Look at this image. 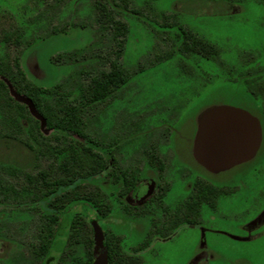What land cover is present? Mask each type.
Instances as JSON below:
<instances>
[{"label": "rangeland", "instance_id": "obj_1", "mask_svg": "<svg viewBox=\"0 0 264 264\" xmlns=\"http://www.w3.org/2000/svg\"><path fill=\"white\" fill-rule=\"evenodd\" d=\"M101 5L108 14L98 20ZM108 16L128 28L118 61L129 78L105 101L89 107L85 132L103 144L115 141L116 164L123 169L135 165L129 157L137 155L144 142L160 143L166 150L167 138L159 124L171 123L176 129L169 138L179 161L196 175L238 183L243 196L225 198V210L229 217L252 218L264 205V100L250 94L240 74L256 72L264 78V0H130L128 9L122 8L120 0H0V58L17 57L24 71L44 86L60 83L64 89H75L110 67L116 46L110 39L114 29L106 26ZM175 22L214 43L218 54L204 58L174 51L175 28L162 25ZM170 51L172 56L166 58ZM220 104L243 108L257 117L261 142L249 160L209 173L192 159L190 144L198 115ZM8 146L9 150H0V264H38L30 245L34 209L15 208L10 197L2 200L3 186H16L20 178L17 170L9 171L6 165L18 167L28 159L17 144ZM45 164L42 160L37 167ZM106 185L104 181L97 186L106 193ZM113 202L112 217L100 218L98 223L123 237L127 250L143 239L149 223L128 220L118 200ZM82 210L94 218L88 205L68 208L63 214L65 230L57 235L50 256L62 251L68 219ZM209 215L202 207L201 222ZM229 217V223L217 219L210 227L231 230L234 221ZM201 248L210 254L206 264H264V236L237 242L216 231L203 234L198 228L180 230L169 241H153L142 254V264H188ZM83 249L78 246L77 253L82 255Z\"/></svg>", "mask_w": 264, "mask_h": 264}, {"label": "trees", "instance_id": "obj_2", "mask_svg": "<svg viewBox=\"0 0 264 264\" xmlns=\"http://www.w3.org/2000/svg\"><path fill=\"white\" fill-rule=\"evenodd\" d=\"M120 1L122 8L128 9L130 0ZM113 4L117 3L113 1ZM101 8L98 20L108 14L103 5ZM131 10L138 14V10ZM108 17L106 26L114 29L110 39L116 46L110 67L89 76L75 89H64L60 83L44 86L24 71L17 57L12 60L0 58V150H9L8 145L14 143L28 157L21 166L13 168L6 165L9 171L17 170L20 178L16 186H3L2 200L10 197L15 208L34 209V242H30V245L34 256L39 259L38 264H93L95 255L90 221H99L100 218L96 215L88 218L86 210L72 213L62 251L56 257L49 255L57 235L65 230L63 214L73 205L82 204L90 206L104 218L111 206L106 202L107 194L97 185L112 179L114 185L122 187L128 178L111 153L117 143H100L85 132L84 116L89 107L105 101L129 78L128 72L118 61L128 28L121 20ZM162 26L175 28L177 48L174 51L204 58L218 54L214 43L188 27L177 22ZM171 53L168 52L166 58L171 57ZM255 73L246 72L240 76L250 94L261 96L264 100V78ZM8 83L18 95L31 99L45 119L43 128L27 105L10 93ZM42 160L46 164L37 167ZM111 174L113 178H110ZM203 185L215 187L211 183ZM200 194L202 198H196L194 203L195 212L200 201H209L212 193L203 191ZM103 232L107 264H139L138 256L123 249L119 235ZM80 245L84 247L82 255L76 250Z\"/></svg>", "mask_w": 264, "mask_h": 264}, {"label": "flooded vegetation", "instance_id": "obj_3", "mask_svg": "<svg viewBox=\"0 0 264 264\" xmlns=\"http://www.w3.org/2000/svg\"><path fill=\"white\" fill-rule=\"evenodd\" d=\"M161 126V133L167 138L166 150L162 149L160 143L149 142L146 144L144 142L137 155L129 157V162L135 161V165L123 168L128 175L124 186L114 185L112 179L105 181L107 184L106 202L111 206V210L105 217H112L114 213L113 200H118L117 204L120 206V212L128 220L145 219L149 223L143 239L138 244L128 247L127 250L124 247L123 249L138 256L140 259L139 264H142V254L149 249L153 241H169L185 228L202 229L203 234H205V231H216L237 242H254L263 237L264 205L256 215L247 220H240L235 216L229 217L223 200L225 198L232 199L234 196L241 194L239 192L240 185L230 179L228 181L223 179L213 180L196 175L192 169L179 161L172 149L169 135L176 128L169 122H160L159 127ZM194 135L195 133L191 138L190 153L192 159L196 162L193 156ZM115 145L111 149L114 157ZM127 145L131 147V140ZM171 166L174 168L172 169ZM109 169L110 173L113 174V168L110 167ZM204 169L212 173L206 168ZM254 173H257V171ZM112 174L110 178H113ZM196 183L197 186H195ZM204 183H211L215 187H205ZM120 191H122V194H120ZM203 191L212 194L208 197L209 201L204 199L200 201L198 210L195 212V200H197L196 198H202L200 193ZM202 207H205L210 213L206 222H201ZM228 209L231 210V208ZM94 213L97 217L102 218L96 210ZM234 215H237V212ZM228 217L233 218L234 221L231 224L234 225L230 228L231 230L224 231L210 227L211 221L217 219L229 223V220L226 219ZM121 238L124 242L123 237ZM209 256V252L205 248H201L193 253L188 264H206L204 261Z\"/></svg>", "mask_w": 264, "mask_h": 264}, {"label": "water", "instance_id": "obj_4", "mask_svg": "<svg viewBox=\"0 0 264 264\" xmlns=\"http://www.w3.org/2000/svg\"><path fill=\"white\" fill-rule=\"evenodd\" d=\"M10 93L25 103L30 113L45 119L36 110L31 99L18 95L8 83ZM261 142V125L257 117L247 110L232 105H214L201 112L196 120L193 156L197 163L211 172L228 169L249 160ZM93 238V264H107L104 232L96 219L90 221Z\"/></svg>", "mask_w": 264, "mask_h": 264}]
</instances>
